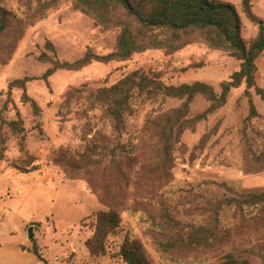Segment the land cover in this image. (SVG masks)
I'll list each match as a JSON object with an SVG mask.
<instances>
[{"label": "rangeland", "instance_id": "1", "mask_svg": "<svg viewBox=\"0 0 264 264\" xmlns=\"http://www.w3.org/2000/svg\"><path fill=\"white\" fill-rule=\"evenodd\" d=\"M222 1L231 3L238 13L242 37L247 41L255 37L257 25L244 14L242 0ZM250 3L254 14L264 22V0ZM0 6L5 11V28L0 33V264H127L120 252L127 238H137L153 264H215L230 251H237L253 264H264L260 258L264 257V233L236 228L231 212L223 213L229 232L219 244L164 257L151 236L155 227L141 209L145 202L120 198L118 189L125 183L120 182L115 167L74 169L58 161L60 149L67 154H81L87 139L96 131L110 132L100 111L86 110L84 102L60 107L63 95L71 88L83 84L109 87L129 72L141 69L165 84L204 81L219 94V84L238 69L239 60L196 41L172 53L146 49L127 60L92 61L78 70L57 69L44 76L54 62H74L87 49L97 55L114 51L120 27L100 24L75 9L72 0H0ZM255 64L257 84L264 88V52ZM15 80L22 85L11 86ZM244 89V83L232 89L222 107L183 132L184 147L175 154L173 167L161 188L175 202L186 190L222 195L220 183L242 193L264 190V172L245 175L241 170L244 158L239 127L248 114ZM250 91L258 112L264 114V98L253 89ZM181 102L166 98L155 107L166 112ZM208 106L202 95H196L189 117L204 112ZM149 110L140 109L126 118L122 140L135 147L131 160L124 163L128 162L133 170L148 161V147L140 138V131ZM18 117L24 128L22 148L17 135L4 124ZM251 125L264 133L261 118L254 119ZM125 169L126 164L122 166ZM127 186L129 191L133 187L131 182ZM110 199L113 201L102 202ZM109 207L118 212L119 225L107 236L105 253L94 256L88 251L86 240L93 238L97 215ZM180 218L190 220L191 216L182 214ZM193 219L201 218L196 215ZM31 222L38 225H33L29 239ZM254 246L256 255L240 252Z\"/></svg>", "mask_w": 264, "mask_h": 264}, {"label": "trees", "instance_id": "2", "mask_svg": "<svg viewBox=\"0 0 264 264\" xmlns=\"http://www.w3.org/2000/svg\"><path fill=\"white\" fill-rule=\"evenodd\" d=\"M72 5L102 25L114 24L120 27L115 49L105 55H97L87 49L74 62H54L44 76L57 69L78 70L92 61L109 63L127 60L133 53L146 49H161L172 53L196 41L226 51L240 63L229 79L219 84V94L214 86L204 81L165 84L158 76L141 69L129 72L109 87L92 88L83 84L71 88L63 95L60 107H69L82 101L86 103V110L100 111V118L108 124L110 132L96 131L87 139L81 154H67L60 149L58 161L74 169L92 167L104 170L109 169V165L115 167L120 182L125 183L124 187L118 189L120 198L124 201L145 202L141 204V209L155 227L151 236L164 257L193 253L219 244L229 232L223 222V213L227 212L235 217L236 228L263 235L264 190L242 193L226 183H220L219 188L224 190L222 195L212 191L203 194L186 190L178 202L161 191L164 186L162 182L168 178L169 169L173 167L175 154L184 147L181 141L183 132L193 128L195 122L204 119L208 113L222 107L229 92L243 83L248 114L242 118L239 127L244 158L241 170L245 175L264 172V133L251 125L258 118L264 123V114L258 112L250 91L253 89L264 98V88L257 84L255 64L264 52V22L252 11L250 0H242L241 3L246 17L257 25L256 36L248 41L241 35V21L234 6L222 0H72ZM0 16L1 33L5 28V11L1 6ZM22 83L15 80L11 86ZM196 95H202L209 106L204 112L190 118V104ZM166 98L182 102L178 107L162 112L155 104L159 103V106ZM140 109H150L140 131V138L148 147V161L133 170L124 161L131 160L135 145H126L122 135L127 116ZM4 124L17 135L22 148L24 128L21 119L18 117ZM124 164L126 169L122 170ZM143 171L146 175L142 176ZM130 182L133 187L129 191L127 185ZM110 201L113 199L102 202ZM184 203L191 206H185ZM182 214L191 216L190 220H182ZM196 215L200 216L199 221L193 219ZM118 225L119 215L115 209L109 207L100 212L93 238L86 240L88 251L94 256H102L107 236L114 233ZM255 239L259 241L261 238ZM255 248L246 247L240 249V252L256 255ZM120 252L127 264H153L137 238H127ZM34 254L42 259L37 251ZM260 258L264 263L263 255ZM215 264L253 263L237 251H230L218 258Z\"/></svg>", "mask_w": 264, "mask_h": 264}, {"label": "water", "instance_id": "3", "mask_svg": "<svg viewBox=\"0 0 264 264\" xmlns=\"http://www.w3.org/2000/svg\"><path fill=\"white\" fill-rule=\"evenodd\" d=\"M38 225V223H36V222H31L30 224H29V227H28V238L30 239V238H32V236H33V232H32V228H33V225Z\"/></svg>", "mask_w": 264, "mask_h": 264}, {"label": "crops", "instance_id": "4", "mask_svg": "<svg viewBox=\"0 0 264 264\" xmlns=\"http://www.w3.org/2000/svg\"><path fill=\"white\" fill-rule=\"evenodd\" d=\"M264 184V183H263Z\"/></svg>", "mask_w": 264, "mask_h": 264}]
</instances>
